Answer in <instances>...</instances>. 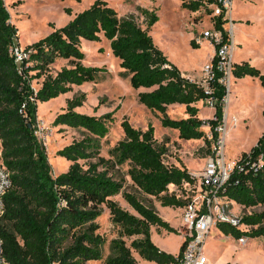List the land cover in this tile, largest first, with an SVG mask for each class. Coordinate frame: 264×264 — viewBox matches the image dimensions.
<instances>
[{"label": "trees", "instance_id": "obj_1", "mask_svg": "<svg viewBox=\"0 0 264 264\" xmlns=\"http://www.w3.org/2000/svg\"><path fill=\"white\" fill-rule=\"evenodd\" d=\"M209 5L219 6L220 1L182 2L190 11ZM138 9L145 17V28L133 16L118 15L105 0H94L65 25L26 45L28 55L18 63L10 50L18 45L17 28L10 23L9 12L0 0V159L11 180L3 197L0 238L7 264H87L100 260L105 238L97 233L95 220L102 205L109 211L111 221L121 228L120 236L110 240L111 253L102 264H139L133 252L157 264L175 263L176 256L153 243L150 230L154 227L177 232L176 229L153 207L122 191L123 180L111 171V159L98 156L99 141L108 133L112 121L111 112L95 116L75 111L84 102V93L67 99L66 110L54 118L53 124L80 128L84 134L57 151L70 165L55 177L51 175L45 147L35 134L38 102L97 80L102 68L82 64L84 52L80 44L82 39L98 42L104 38L129 76L131 87L139 90L138 102L158 112L162 126L177 130L178 137L184 140L203 138L208 147L216 140L215 128L222 122L226 96L225 86L217 81L220 73L216 54L210 61L214 76L206 85L182 74L149 33L158 20L155 11ZM211 20L225 40L223 25L227 18L223 10L217 16L212 15ZM190 46L199 45L191 40ZM57 59L68 60L70 66L61 67L54 75L47 73L49 65ZM32 71L35 73L31 74ZM231 75L234 79L257 77L264 89V73L247 61L233 63ZM42 76L40 87L34 89L32 79ZM207 98L213 100L214 112L211 118L203 119L198 115L196 103H206ZM171 105H183L186 117H169L166 111ZM120 126L124 138L110 151L116 164L127 163L132 183L141 192L156 197L162 206L182 207L186 199L177 197L169 187L183 189L184 182L192 184L194 180L187 169L164 162L166 148L156 142L151 124L140 130L123 119ZM203 126H208L210 138ZM119 193L136 214L124 210L111 198ZM218 194L246 208L264 204V130L250 150L240 153ZM240 221L251 226L250 231L225 223L217 227L235 239L264 235V210L244 214ZM123 236L134 238L127 245ZM182 246L183 243L178 254Z\"/></svg>", "mask_w": 264, "mask_h": 264}, {"label": "rangeland", "instance_id": "obj_2", "mask_svg": "<svg viewBox=\"0 0 264 264\" xmlns=\"http://www.w3.org/2000/svg\"><path fill=\"white\" fill-rule=\"evenodd\" d=\"M3 1L9 12L10 23L17 28L18 45L25 47L32 41L47 35L53 29L65 25L76 13L89 7L94 0ZM105 1L117 11L118 15L133 16L135 22L141 28H145V17L138 8L154 10L158 20L149 31L154 43L167 56L168 60L178 67L182 74L201 83L206 80L207 75L204 66L210 63L214 55V48L202 34L203 31L213 28L211 17L214 13V5H209V7L201 6L197 11H190L182 6V2L190 0ZM66 9H68V13ZM225 16L227 18V23L223 25L225 33H227V27L230 25L229 17L234 19L236 23L244 17L255 22L261 19L258 24L264 26V0H233L232 6H230ZM260 31L262 32L261 28ZM191 40L199 46L192 48L190 46ZM259 40H261L260 43L256 42V44H262V46L256 48V51L264 55V36ZM241 46L236 47L234 51L233 63H238V60L245 56L244 45ZM80 48L84 52L82 64L102 68L98 72L97 80L73 86L69 92L60 95L57 99L46 101L47 104H44L45 102L37 103L36 136L45 147L48 162L51 166V175L55 177L57 174L66 171L70 165L69 161L65 162L57 155V151L73 140L81 138L84 134L83 129L71 128L66 125H54L53 120L59 113L66 110L67 99L84 93L85 100L81 106L75 108V111L95 116L107 112L112 113L109 131L99 141L98 156L104 159H111L113 164L111 171L123 180L122 191L134 194L144 204L153 208L154 205H161L156 197L141 192L132 183L127 174L128 164L117 165L110 154L117 142L124 138L120 122L126 119L133 127L140 130H145L147 125L151 124L154 128L156 142L166 148V153L163 156L164 162L169 165L186 168L188 172L198 173L201 171L205 160L211 155L212 145L208 147L203 138L181 139L178 137L177 130L162 126L159 119L160 114L152 112L138 102L137 91L131 87L129 76L119 66V61L111 53L106 39L102 38L98 42L82 39ZM64 66H70L69 61L57 59L49 65L47 73L54 75ZM34 73L35 71L31 72V74ZM43 77L32 79L31 86L34 89H38ZM263 101L264 89L257 77L247 75L244 80L238 81L236 84L231 76L230 90L226 93L224 108L226 110L228 106L229 118L237 114L239 120L237 122H229L228 120L226 123L224 148L226 161H236L241 152L250 150L256 144L264 130L261 113ZM196 106L199 109L198 115L200 118L207 119L212 117L213 107L202 101H199ZM243 107L248 112L244 119L241 114ZM184 109L183 105H172L167 108L166 113L171 118L186 117ZM202 130L206 137L210 138L208 126H203ZM169 191L175 193L181 199L186 198L187 192H184L183 189L170 186ZM188 193L190 194V192ZM111 198L124 210L136 214L123 199L121 193ZM228 202L229 211L238 217L264 210V204L246 208L235 202ZM101 207V214L96 218L95 222L98 224L97 233L105 238V243L101 248L102 258L88 261L87 264H102L104 259L111 253L110 240L118 238L121 232L120 226L111 221L109 211L105 205ZM215 228L221 235H225L216 226L213 231L211 230V237H214ZM239 229L248 232L251 226L245 225ZM170 236L176 241L179 239L180 234L171 232ZM244 237H246V244L237 252L236 261L240 264H264V235L254 238H249L245 235ZM122 238L128 245L134 236H123ZM236 240L238 239L221 240L223 245L220 248L217 243L213 244L217 245V247L213 245L209 247L207 244L206 247L204 246V252L209 250L211 254H220L222 258L225 256L224 251L231 250L238 243ZM133 255L141 263L146 261L135 252H133Z\"/></svg>", "mask_w": 264, "mask_h": 264}, {"label": "built area", "instance_id": "obj_3", "mask_svg": "<svg viewBox=\"0 0 264 264\" xmlns=\"http://www.w3.org/2000/svg\"><path fill=\"white\" fill-rule=\"evenodd\" d=\"M220 5H214L213 15L227 14L232 4V0H219ZM226 17V16H225ZM227 29L226 39L223 40L222 32L219 30L207 29L203 31V37L209 40V43L217 45L214 53L217 57L216 67L220 76L217 81L224 85L226 93L230 89L231 69H232V20ZM212 24V23H211ZM213 25V24H212ZM11 53L15 57L16 62H20L27 57V51L24 47L15 45L11 49ZM207 75L203 80L206 85L207 80H211L214 76L212 65L208 63L204 66ZM208 92V90H206ZM225 101V98H224ZM206 104L212 107L213 100L206 99ZM218 133L216 140L211 144V155L205 160L200 172H188L189 176L194 180L192 184L184 182L182 187L186 194V203L181 208L180 213V230L182 234V250L176 255L174 264H212L206 257L204 246L210 230L219 223H225L233 227L240 228L245 226L241 223L240 217L229 211V200L218 194L221 185L227 180L235 161H226L224 157L226 122L224 116L222 122L215 128ZM37 131V129H36ZM35 131V134H36ZM11 186L10 173L3 165L0 159V219L5 210L3 197ZM190 192V194L188 193ZM232 202V201H231ZM238 244L244 245L246 237L238 238ZM0 264H7L3 258L2 241L0 238Z\"/></svg>", "mask_w": 264, "mask_h": 264}, {"label": "crops", "instance_id": "obj_4", "mask_svg": "<svg viewBox=\"0 0 264 264\" xmlns=\"http://www.w3.org/2000/svg\"><path fill=\"white\" fill-rule=\"evenodd\" d=\"M231 6H232V4H231ZM230 19H232V18L230 17ZM232 20H233V22L231 24L232 42H233L232 63H233V55H234V51L236 50V47L244 45L243 50H245V52H244L245 56L244 57L241 56L242 58H240L238 60V63H240L242 61H247L251 65L258 68L261 73H264V55L261 54L260 52L256 51V48L262 46V44H256V42L260 43L261 40H259V39H261L264 36V26L258 24L259 21L261 22V19H258L255 22V21L249 20L248 18L244 17L243 19H239L237 23L234 22V19H232ZM228 28H229V26L227 27V29ZM260 28L262 29V32L260 31ZM241 48H242V46H241ZM246 76H244L243 78H240V79H234V83L237 84L238 81L244 80ZM142 90H144V89H140V91H142ZM263 103H264V101L262 102V109H263ZM227 111H228V106L226 107V110L224 108V113H223L224 120L226 123L228 122V120H229V122H237L239 120V118H238L239 116L237 114L232 115L231 118H229ZM261 113H262V110H261ZM241 114H242L243 119L246 118V116L248 115L247 109L245 107L242 108ZM263 123H264V118H263ZM154 208H155L154 210L157 212V214L164 221L168 222L171 227L175 228L177 233L180 234V236H179V239L175 241V239H173L170 236L171 232H167L164 229H156V228L152 227L150 230L151 240L160 250L176 256L178 254L180 246L182 244V234H181V230H180V217H179V215L181 213V208L180 207H174L173 208V206H161V205H154ZM211 230L213 231V228ZM211 230H210V233L206 239L205 247L207 244L210 247L211 245L217 243L219 245V248H220L223 245L221 240L226 241V240L234 239V237H232L231 235H227V236L221 235V233L218 230L216 231V228L214 229L215 231L213 232L214 237H211ZM244 245H239L238 243H236L231 250H226L223 252L225 256L222 258L220 256V254L219 255L217 253L211 254V252H209V250H208V252L207 251L205 252L206 257L212 264H240L239 262L236 261V255H237V252ZM213 246L217 247V245H213ZM133 256L135 257V259L138 261L139 264H157V263L152 262V261H145V262L141 263V261L138 260L135 255H133Z\"/></svg>", "mask_w": 264, "mask_h": 264}, {"label": "bare ground", "instance_id": "obj_5", "mask_svg": "<svg viewBox=\"0 0 264 264\" xmlns=\"http://www.w3.org/2000/svg\"><path fill=\"white\" fill-rule=\"evenodd\" d=\"M59 97V96H58ZM57 97V98H58ZM57 98H55V99H57ZM52 100V99H51ZM51 100H49V101H51ZM54 100V99H53ZM49 101H47V102H49ZM47 102H45L44 104H47ZM49 105V104H48ZM61 158V157H60ZM61 159H63V158H61ZM65 162H66V160L65 159H63ZM61 167V166H60Z\"/></svg>", "mask_w": 264, "mask_h": 264}]
</instances>
